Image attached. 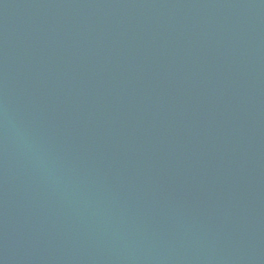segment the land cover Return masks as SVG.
<instances>
[{
	"label": "water",
	"instance_id": "water-1",
	"mask_svg": "<svg viewBox=\"0 0 264 264\" xmlns=\"http://www.w3.org/2000/svg\"><path fill=\"white\" fill-rule=\"evenodd\" d=\"M0 264H264V0H0Z\"/></svg>",
	"mask_w": 264,
	"mask_h": 264
}]
</instances>
